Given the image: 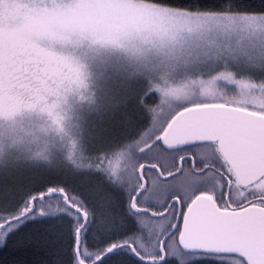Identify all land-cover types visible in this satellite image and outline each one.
<instances>
[{"label": "snow or ice", "instance_id": "1", "mask_svg": "<svg viewBox=\"0 0 264 264\" xmlns=\"http://www.w3.org/2000/svg\"><path fill=\"white\" fill-rule=\"evenodd\" d=\"M255 15L192 10L164 0H0V118L39 110L59 124L58 109L69 92L89 98L81 66L44 41L78 35L122 46L139 38L162 51H191L205 34L245 26ZM33 55L35 67L24 60ZM156 86L189 102L117 154V166H101L110 183L85 177L83 194L48 187L29 196L16 216L0 220V228L17 227L30 214L38 228L45 227L48 221L37 215L66 213L73 218L72 264H117L125 250L142 264H169L170 256L183 264L203 258L264 264V80L237 78L225 66L207 79ZM219 86L231 91L216 96L212 90ZM193 95L200 99L190 100ZM52 196L60 198L58 206L37 213L36 202ZM148 205L162 210L149 212ZM89 231L109 242L87 250ZM122 233L127 235L113 239ZM6 239L0 232V243ZM40 239L54 237L42 233ZM37 242L36 237L24 241ZM236 254L237 260L225 259Z\"/></svg>", "mask_w": 264, "mask_h": 264}, {"label": "trees", "instance_id": "2", "mask_svg": "<svg viewBox=\"0 0 264 264\" xmlns=\"http://www.w3.org/2000/svg\"><path fill=\"white\" fill-rule=\"evenodd\" d=\"M164 2L192 10L264 14V0ZM24 58L26 62L32 61L35 67V55ZM40 71L43 73L45 69L41 68ZM187 81L189 80L184 83ZM156 84L166 85L160 81L137 84L132 93V100L117 104L106 103L107 106L102 110H95L97 99L91 108V104H81L84 99L79 92H69L63 99L68 110L59 124L49 117L47 111L31 110L32 115L27 117L35 116L33 133L31 136L28 133L23 149L11 151L8 155L9 163L0 166L2 168L10 164L13 167L14 163L19 164L12 173L0 172V220L16 216L28 202L29 196L38 195L48 187L62 186L69 191L83 194L82 181L85 177H88L90 182L110 183L108 174L101 166L107 167L109 163L117 166V154L125 151L142 135L151 134L159 127L160 121L181 111V106L189 102L178 100L171 94L165 95ZM170 85L179 86L176 83ZM100 88L101 85L98 84L87 85L85 95L89 97V101L101 96ZM198 91L197 86L194 92ZM225 91L231 89L219 86L212 90L216 96L223 95ZM256 96V102L259 103V94ZM229 98L251 99L244 96ZM189 99L195 101L200 97L193 95ZM135 154L143 158L142 153ZM59 203L60 198L47 197L42 202H36V211L39 213L41 208L47 210L49 205L56 207ZM35 219H46L47 226L38 228L30 214L19 222L17 227L6 225L0 228V232H6L7 237L5 242L0 243V264H72L73 218L66 213L56 216L45 213L44 216L37 215ZM145 220L149 224L154 223L148 217H145ZM42 233L54 239L41 240ZM124 235L127 233L113 239L123 238ZM33 237L37 238V243H24ZM87 240L89 251L101 250L109 242L92 231H89ZM146 250L151 249L146 246ZM239 258V255H233L225 259L231 262ZM214 259L216 258H203L194 264H216ZM168 260L169 264H183L177 256H170ZM117 264H142V261L125 250Z\"/></svg>", "mask_w": 264, "mask_h": 264}, {"label": "rangeland", "instance_id": "3", "mask_svg": "<svg viewBox=\"0 0 264 264\" xmlns=\"http://www.w3.org/2000/svg\"><path fill=\"white\" fill-rule=\"evenodd\" d=\"M42 44L81 66L87 85H101V96L81 102L91 104L92 108L97 99L95 110L105 109L106 103L132 100L137 84L160 81L166 85H180L190 79L210 78L225 66L237 78L264 80V16L258 14L245 26L205 34L191 51H162L139 38L125 41L120 46L78 35L62 42L44 41ZM58 110L61 119L64 118L68 109L63 100ZM29 115H32L31 110H24L12 120L0 118V166L9 163L10 152L22 150L28 133L30 136L33 133L35 116L27 117ZM18 165L7 164L0 172L12 173Z\"/></svg>", "mask_w": 264, "mask_h": 264}, {"label": "flooded vegetation", "instance_id": "4", "mask_svg": "<svg viewBox=\"0 0 264 264\" xmlns=\"http://www.w3.org/2000/svg\"><path fill=\"white\" fill-rule=\"evenodd\" d=\"M140 163H141V164L151 165V164L155 163V161H151V160H142ZM137 170H138V171H141V170L139 169V167H138ZM240 191H244V194L247 195V191H245V190H243V189H241ZM232 195H233V198H236V199H239V198H240V196H239V192H238L237 190H233V191H232ZM147 207H148L149 210H152V211H154V212H157V211H161V210H162V209H160L158 206H157V207H154V206L148 205Z\"/></svg>", "mask_w": 264, "mask_h": 264}, {"label": "water", "instance_id": "5", "mask_svg": "<svg viewBox=\"0 0 264 264\" xmlns=\"http://www.w3.org/2000/svg\"><path fill=\"white\" fill-rule=\"evenodd\" d=\"M182 110H183V109H182ZM182 110H181V111H182ZM140 170H141V169H140ZM38 195H40V194H38ZM34 207L36 208V205H34ZM148 211H149V212H154V211L149 210V209H148ZM5 226H6V225H5ZM181 226H182V224H181ZM236 255H239V254H236ZM245 259H246V258H245ZM91 264H94V262H91Z\"/></svg>", "mask_w": 264, "mask_h": 264}]
</instances>
